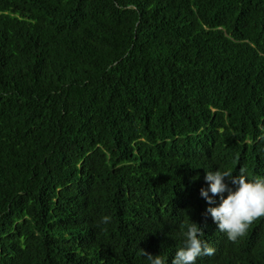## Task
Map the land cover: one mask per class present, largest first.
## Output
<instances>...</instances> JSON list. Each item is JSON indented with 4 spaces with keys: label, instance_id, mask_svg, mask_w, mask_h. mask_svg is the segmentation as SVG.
<instances>
[{
    "label": "trees",
    "instance_id": "16d2710c",
    "mask_svg": "<svg viewBox=\"0 0 264 264\" xmlns=\"http://www.w3.org/2000/svg\"><path fill=\"white\" fill-rule=\"evenodd\" d=\"M240 168L264 177V0H0V264H170L192 222L197 264H264V219L231 242L200 196Z\"/></svg>",
    "mask_w": 264,
    "mask_h": 264
},
{
    "label": "clouds",
    "instance_id": "9594fccd",
    "mask_svg": "<svg viewBox=\"0 0 264 264\" xmlns=\"http://www.w3.org/2000/svg\"><path fill=\"white\" fill-rule=\"evenodd\" d=\"M226 178L234 188L229 187ZM204 179L208 187L200 189V196L209 205L216 203L213 197H220L219 204L208 207L206 212L217 225V230L224 233L229 241L236 242L244 237L252 224L264 219V177L249 180L246 170L240 168L237 175L230 171H208ZM224 193H227L226 197ZM109 219L107 216L102 218L105 223ZM181 235L183 246L175 252L170 264H197L198 258L215 254V249L200 238L204 233L196 223L188 225ZM140 254L147 257L149 264H166L165 258L160 255L153 256L143 249H140Z\"/></svg>",
    "mask_w": 264,
    "mask_h": 264
}]
</instances>
